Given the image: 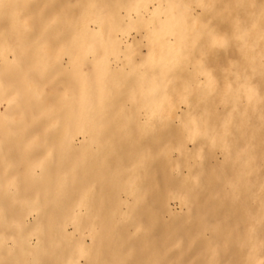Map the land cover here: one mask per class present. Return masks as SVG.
<instances>
[{
  "label": "bare ground",
  "instance_id": "obj_1",
  "mask_svg": "<svg viewBox=\"0 0 264 264\" xmlns=\"http://www.w3.org/2000/svg\"><path fill=\"white\" fill-rule=\"evenodd\" d=\"M163 1L144 0L142 11L138 10L141 7L136 6L135 8L140 12L138 18L145 19L149 15V18L152 17V20H156L159 13L158 7L162 5ZM194 1L205 13H208L206 17H193L189 12L190 6L186 0H179V10L176 13L180 18H185L188 21L198 20L202 23H210L207 32L212 35L209 40V50L206 48L207 45H203L201 42L198 47L196 44H190L189 47L180 42H163V57L179 60V56L187 54L194 46L192 49L194 57L198 53H210L216 58L225 55L227 60L237 59L240 61L237 62L238 64L236 63L241 66L238 69L228 61L230 74L225 82L229 85L222 86L216 76L211 77L214 79L215 84L213 83L212 86L215 91L223 93L211 100L209 109L212 108L213 111L211 110L210 119L218 120L217 117L220 116L221 121L228 122V132L232 133L230 137H225L229 140L225 139L224 142L229 152L224 159L218 158L213 165V169L224 170H214L216 176L212 178L214 183L211 192L221 202H238L239 200L241 208L247 211V215L228 217L225 225L214 224L210 236H205V238L202 234L192 237L181 233L179 225L175 223V215L171 220L173 223H169L164 217H160L161 211L156 204L149 201V198L147 201L139 202L137 208L140 211L134 212V206L129 202V196H132L133 187L137 184L135 178L141 175L132 173L134 171L132 168L141 165L142 169H147V171L160 169L163 161L155 162L153 160L154 154L162 156V153L149 152L151 143L146 140L144 142L134 140L136 135L134 127L128 126V123L145 129L149 115L153 117V120L159 118L162 120L163 116L160 112L165 107L168 111L166 118H179L184 123L194 120L202 121L206 118L207 112L186 113V109L180 104L171 100L165 103L166 87L160 78H157L155 83L148 84L147 82L150 81L145 78H149L150 74L146 69L142 73L138 72L139 74L127 75L125 73L118 79L119 73L123 71V65H118L119 63L116 65L115 61L118 59L109 58L108 52L101 50L100 44L92 45L93 41H105L110 36L104 16L99 14L91 18L94 26L87 27L85 31L84 53L86 56L82 51L79 53L73 50L74 43H66L68 53H72L73 57L65 59V62L61 64L63 71L68 74L73 69L70 67L72 59L81 66L84 65L80 74L84 81L83 87H81L82 91L76 88L74 82L76 78L73 76H69L73 81L68 79L61 85L76 98L78 96L77 99L81 102V105H78L82 106V114L78 118L77 115L74 116L77 121L73 122L74 124L71 122L72 115L67 118L66 113L64 115L57 113L60 120L61 117H64V122H57L53 127H43V129L40 126L42 131L38 127L40 123L44 126L45 121L50 119L49 112L53 109V106L35 105L39 98L38 94L47 86L58 85L56 83L58 73L55 71L59 69V65L57 62H53L46 66L44 58L27 60L28 64L23 57L38 55L43 49L42 43L35 44V48L24 47L14 52L13 55L4 53L0 59V85L5 82L7 84L0 89V115L4 117L2 119L4 126L16 124V117L7 111L12 109L13 98L15 99L18 94L23 95L21 100L13 103V108L20 110L23 117L22 127L11 129L12 137H0V169H27L29 174L38 178L32 181L33 186H30V190L11 196L7 203L0 205V264H264V66H262L264 64V0ZM81 2L83 0H73L72 4H74L73 6L77 3L82 5ZM102 6L103 11L109 7L106 3ZM132 8L127 7L126 13L122 15V19L129 21L130 24L137 20L136 15L131 11ZM92 12L95 13L97 10L92 9ZM43 20L44 18L34 15L33 29L40 32L43 28ZM54 20L50 19L48 26L50 31L56 28ZM75 21L76 18L71 17V22ZM191 21L186 23L189 24ZM167 22L166 29L170 33L175 30L174 25L177 26L178 23H181L174 20ZM6 35L9 39V34L6 33ZM33 36L35 33L31 35V37ZM138 39V34L127 31L122 37H118V51L133 52L141 45ZM8 43L10 42L2 44L8 45ZM22 45L24 46L26 43H22ZM145 45L148 48L147 51L136 52L140 56L139 59H136L137 64L143 61L146 64L149 60H154L156 47L150 42ZM17 63H22L21 72H23L26 84V89L23 90H20L21 84L18 82V75L7 77L2 73L5 67ZM97 63L101 64L95 68L94 65ZM41 65L43 67H40ZM244 71L248 72V75ZM128 76L129 78L133 77L136 82L131 79L122 81ZM138 77L147 80L146 84H142L146 85L142 89V93L146 95L143 99L145 102L143 107H147L150 113L144 117L136 112H133L134 115L122 116L119 118L117 127L111 133H105L98 127L97 130H93L95 125L101 123L97 117L103 99L107 97L111 99L108 103L111 109L122 107L125 105V101L129 100L127 98L130 91L122 90V87L113 89L115 91H110V94L103 90L112 84L126 88L134 87L138 82ZM8 78L13 80L7 82ZM15 78H17V82ZM222 79L224 80L223 76ZM59 93L57 92L56 95ZM25 95L28 96L25 97ZM244 98L247 99L250 106L251 119L249 123H245L244 112L236 115L230 113L232 104L243 102ZM193 103L188 101V107L190 108ZM219 103L222 104L224 114L220 113L221 108L218 109ZM2 105L5 106V109ZM5 117L9 120L6 121ZM254 120L258 132L252 135L250 140H247L241 129L244 124V129L252 127ZM64 126L73 128L65 131ZM122 128L126 129L125 137L118 136ZM208 129L214 142L225 133L228 136L225 128L218 131L216 126L211 125ZM149 130L154 131V128ZM7 133L6 130L4 134ZM41 133H44L45 136L40 137ZM80 133H82L83 139L78 142L77 135ZM111 137L113 139H110ZM124 139L127 143L126 148L117 147L115 149L113 147L115 146L114 142ZM245 140L250 143H246ZM202 143L201 139H197V145L193 149L187 147V142H182L175 148L163 151V157H166L168 161L175 162L170 167V163L165 161L169 168L165 165L166 163L163 164V169H166L163 177V189L160 188L161 183L156 181V187L158 186L159 190L157 203L162 204L163 211L171 212L170 199L181 195L177 192L179 188L173 184L182 180L184 175L179 172L173 174L172 169H181L182 165L179 159L184 154L186 156L193 155L195 149L203 146ZM176 148L180 152L178 158H175ZM111 154L114 158L119 157V161L107 162L105 157ZM253 168L256 170L254 176H251V187L245 188L243 184L245 177L247 178L252 173L251 169ZM38 169L43 170L39 172ZM45 169H57V174H50L48 178H45ZM69 169H73V175L80 177H82V169H107L108 172H113L116 179H125V185L114 187L110 195L109 193L106 196L98 193V204L96 199L91 198L90 193L84 190L85 197L89 198L84 201L74 200L75 198L69 195L57 199V201L69 202L65 206V210L63 208L60 211L52 210L53 213L47 214L40 205L34 206L35 202L30 198V195H34L41 186L50 184L48 190L53 192H56L55 189L58 187L74 186L67 181L70 177L67 174ZM125 170L130 173L126 177L123 176ZM5 172H1L0 176ZM15 173H20V171ZM40 178L42 180H39ZM86 180L85 186L89 190L91 179L87 177ZM195 180L199 181L202 187L206 184L201 174L195 176ZM55 181L57 183L61 181V183H58V186L51 185ZM92 182H96V180ZM228 183L231 185L232 192H225V186ZM146 187L148 190L151 188ZM252 188L254 191L251 190ZM39 192L36 193L37 199L41 200L42 196ZM7 194V190L2 192L0 190V195ZM189 198L186 197L187 210L194 213L197 210L196 200L193 201ZM104 200H106L105 205H103ZM253 200L258 201L257 208L253 206L256 204ZM124 204L127 208L123 207ZM109 208L115 213L116 219L113 225L106 223L105 221L108 220L101 218L100 215L104 209ZM22 210L24 212L21 213ZM134 224L136 234L130 231ZM154 227H159V229L153 230ZM141 229L144 232L142 236H139L137 231ZM90 233L94 236L92 242H88L86 239ZM241 249L244 251L243 253H241ZM191 253L194 254L193 257L190 256L189 260H185L184 257ZM83 258L85 262L82 261Z\"/></svg>",
  "mask_w": 264,
  "mask_h": 264
},
{
  "label": "rangeland",
  "instance_id": "obj_2",
  "mask_svg": "<svg viewBox=\"0 0 264 264\" xmlns=\"http://www.w3.org/2000/svg\"><path fill=\"white\" fill-rule=\"evenodd\" d=\"M72 1L73 0H1L0 3V59L2 58V54L4 53L13 55L14 52L24 47L35 48V44L42 43L43 49L38 55L35 54L33 57L25 55L23 58H25L26 61H32L35 58H44L46 60V66H48L49 63L53 62H57V65H59V69L55 71L56 73H58L56 75V83L58 85L55 87L47 86L38 94L39 98H37L38 101L36 100L35 105L40 107L53 106V109H51V111L49 112V114H51L49 115L50 119L45 121L44 126L40 123L38 127L40 128L41 126V128L43 129V127H53L57 122H64V117H61L60 120V116H57L58 114L64 115V113H66L67 118L69 115H72V123L77 122L75 121V115H77L78 118V116L82 114V106H80L81 102H79V100L77 99L78 96L76 98L71 92L63 89L61 85L63 82H66L68 79H70L69 76H73L76 78V80L74 81L76 88L82 91L81 87H83L84 81L80 77V74L84 65L81 66V64L76 63L75 60L72 59L70 67L73 69L68 74L67 72L63 71L61 64L65 62V59H70L73 57L72 53H68L69 51L68 47H66V43H74L75 45L73 46V50L79 53H81L82 51L83 55L86 56V53H84V47L86 45L85 31L87 27L92 25L94 26V22L91 20V18L101 14L102 16H104V20L106 21L107 26V32L108 34H110V36H108L105 41L95 40L92 42V45L100 44L101 50L106 53L108 52L109 58H112L113 60L115 58L118 59L115 61L116 65L118 63V65H123V71L119 73L120 76L117 77L118 79L123 77L125 73H127V75L138 72L142 73L143 70L146 69V71L148 70V74H150L149 78H145L149 79L150 82H147L148 84L155 83L156 79L160 78V81L163 83L164 87H166L167 90L165 91V103L171 100L177 104H180L183 108L186 109V113H201L204 111L207 112L206 118H204L202 121L194 120L184 123L182 119L179 118H166L165 116L168 111L166 110L167 107H165L160 112V114L163 116L162 120L161 118H159L158 120H153V117L149 115L147 128L145 127V129L128 123V126L134 127V131L136 133L134 140H141L142 142L146 140L148 141V143H151L149 145V152L154 153L156 151L158 153H162V156H160L159 154H154L153 160L155 162L163 161V164H165V161H167L168 163H170V167L175 162L173 160L168 161L166 157H163V151L172 147L175 148L182 142H187V147L194 149L197 145V139H201L203 141V146L195 149L193 155L186 156L184 154L185 156L183 155L179 159V162L182 165L181 169H172L173 174L179 172L184 175V177L179 182L173 184L175 187L179 188V191L177 192L181 195L170 199L171 212L163 211L162 204L157 203L159 190L158 186L156 187V181H159L161 183L160 188L162 187L163 189V177L166 171L165 168L163 169V164L160 169H149L148 171L147 169H142L141 165H136L135 168H132V170H134L132 171V173H138L141 175L140 177L135 178L137 184L133 187L132 196H129V202H131L132 206H134V212L140 211L137 208L139 202L147 201L149 198V201L156 204L158 209L161 211L159 213L160 217H164V219L170 223L173 219V215H175V223L179 225L181 233H186L187 235H190L192 237L199 234H202L204 237H208L210 236L211 228L214 224L218 223L220 225H225L224 223L225 221H228V217L230 218L247 215V211L241 208L239 200L238 202H221L217 200V198L213 196V192H211L213 188L212 184L214 183L212 178L216 176V171L214 170H224L213 169V165L218 158L224 159L226 154L229 152L228 148L224 145V142L225 139H227L225 137H230L232 135V133L228 132L229 126L227 121H221L220 116L217 117L218 120H216V118L210 119L212 110V108L209 109L210 102L213 98H217L220 94L223 93L219 92L218 90L215 91L214 87L212 86L214 83V79H212L211 77L216 76L222 86L229 85L227 82H225V79L229 78L228 74H230L228 67L230 63H233L232 66L238 69L241 66L236 65V63L240 61L237 59H231V61L227 60L225 59V55L216 58L210 55V53H198L197 56L194 57V55H192V49L194 46L192 47V49H190L189 52H187V54L179 56V60H170L165 56L163 57V42H180L183 43V45H188L189 47L190 44H196L198 47L200 46L201 42L203 45H207L206 48L209 50L208 45L209 40H211L210 37L212 35L207 32L209 30L208 25L210 23H202L198 20H189L191 21V23L187 24L186 22L189 21L185 18H180L179 14L176 13L179 10V0H164L162 5L158 7L159 13L156 20H152V17L149 18V15L146 16L145 19L138 18L140 12L135 10V8L136 6H138L139 8L141 7V9L138 10L142 11L144 0H83V2H81L82 5L77 3L75 6H73L74 4H72ZM186 1H188L189 3V12L193 17H206V14L208 13H205L194 0ZM105 3L108 4L109 7L108 9H105V11H103L102 5H104ZM127 7H133L131 11L136 15L137 19L131 24L129 23V21L122 19V15L126 13ZM92 9H96L97 12L93 13ZM34 15L38 18H44V20L42 21L44 22L42 24L43 28L40 30V32L33 29L32 20ZM71 17L76 18V21L74 23L71 22ZM51 18L55 19L54 25H56V28L53 31H50L48 28ZM170 20L181 22L180 24L178 23L177 26H173L175 30L171 33L168 29H166L168 26L166 23H168L167 21ZM127 31L138 34V41L141 44L138 49L134 50L131 53L120 52L117 49L119 46L118 37H122L124 34H126ZM6 33L9 34V39H7ZM34 33L35 36L31 37V35ZM199 33H202L203 35H200ZM8 41L10 42L8 43V45L2 44ZM148 42H150V44L152 43V45L156 47L154 60H149V62H147L146 64L145 61L137 64L136 59L140 58L137 53L140 50L147 51L148 48L145 44ZM22 43H26V45L23 46ZM52 43H54V45H51ZM228 61H230V63H228ZM22 63L7 66L2 71V73L7 77L14 74L18 75V82L21 84L20 90L26 89V84L24 83L25 81L22 75L23 72H21ZM100 64L101 63L95 64V68L99 67ZM262 66H264V64ZM40 67L43 66L41 65ZM244 73H247L248 75V72L244 71ZM222 76L224 77V80L222 79ZM12 78H8L7 82H10ZM15 79L17 82V78ZM129 79H131L133 82H136L133 77L129 78V76L128 78L125 77L122 81H129ZM145 79L138 77L137 84L131 88L114 86L112 84L111 86L103 90L105 93L106 91H108V93L110 94V91H115L113 89L122 87V90L130 91L129 97L127 98L129 100L125 101L124 106L117 109H111L108 105L111 99L108 97L103 99L100 105L101 110L99 111L97 117L101 121V123L97 126L95 125L96 127L94 126V128L92 129L97 130L98 127L105 133H111L117 127V124L120 121L119 118H121L122 116L127 117L133 114V112H136V114L140 113L143 117L147 116V114H149L150 112L147 107H143V105H145L143 99L146 95L142 93V89L146 87V85H142L143 83L146 84L147 80ZM6 85V82L0 85V89L4 88ZM57 92H60L59 95H56ZM22 96L23 95L18 94L15 99L13 98V101H11L12 109L9 110V112L7 111V113H10L12 116L16 117L15 125L8 123L9 125L6 124V126H4V122L2 120L4 117H1L0 115V137H12L13 135L10 133L11 129H13L14 127H22L23 117L21 115V112L20 110L13 108V103H17V101L21 100ZM27 96L25 95V97ZM188 101L194 102L192 105H190V108L187 105ZM4 105L2 106L5 109ZM221 106L222 104L219 103L218 109L221 108L220 113L224 114L222 112L223 107ZM230 111L232 115L244 112L245 123H249L251 119L250 106L247 103L246 98L243 99V102L232 104V106L230 107ZM5 119L6 121L9 120V118L7 117H5ZM255 122L256 121L254 120L252 127H246V129H244V124L243 129L240 128L241 130H243L242 134L247 140H250L252 135L258 132V128L255 127L254 124ZM211 125L213 127L216 126V129H218V131L225 128L228 132V136H226L227 134L225 133L222 137L214 142L213 139H211V134L209 133L208 129L209 127H211ZM72 128V126H64V129H66L65 131H69ZM151 128H154V131H150L149 129ZM6 130L8 131V133L4 134ZM124 131L126 132V129L122 128L118 136L125 137ZM39 136L42 137L45 136V134L41 133ZM82 139V133L78 134L77 141L79 142ZM110 139H113V137H111ZM247 140H245L246 143H250ZM125 141V139L119 142L113 141L115 143V146L113 147L115 149H117V147L126 148L127 143ZM174 153L176 155L175 158H178L180 152L177 148L175 149ZM215 155L217 156V158ZM105 159H107V162L111 161L112 163L119 161V157L114 158L113 154H111L110 156H106ZM168 163H166L165 165H167ZM42 170L43 169H38L39 172H41ZM56 170L57 169H45L44 177L48 178L50 174L56 175ZM255 170V168L251 169L252 173H250L247 178L245 177V181L243 183L245 185V188L251 185V176H254ZM4 171H6V174L4 173L2 176H0V190L1 192L7 190L8 194L3 196L0 195V205L2 203H7L9 197L16 196L18 193L30 190V186H33L32 181L38 179L37 176H32L31 174H29L27 169H0V173ZM17 171H20V173H15ZM72 172L73 169L68 170L67 174L70 175V177H68L67 181H69L71 184H74L73 187H58L55 189L56 192H53L48 190L50 184H45L46 186L43 185L36 190L37 192L40 191L39 193H41L40 195L42 196V198L40 197L41 200L37 199V192H35L34 195H30V198L33 200V202H35L33 203V205H40L47 214L53 213L52 210L60 211L62 208L63 210H65V206L68 205L69 202L59 200L57 201V199L65 195H69L74 197V200L81 199L84 201L86 199H89L85 197L84 190L90 193L91 198L96 199L98 204L99 195L105 194L106 196L107 193H109L110 195L114 187L118 185H125V179H116L113 175V172H108L107 169H82V177H80L79 175H73ZM124 172L125 174H123V176L125 177L130 174L127 170H125ZM200 174L203 176V181L206 182L203 187L202 185H200L199 181L195 180V176ZM87 177L91 179V187L89 188V190H87L85 186ZM42 178H40L39 180H42ZM98 179L101 180L99 181ZM93 180H96V182H92ZM58 183H61V181H59ZM58 183L57 181H55L52 182L51 185L58 186ZM146 186H149L151 188L148 190ZM251 190L254 191L253 188ZM226 191L232 192V188L229 183L225 186V192ZM188 196L191 198H189ZM186 197L193 201L196 200L197 210L194 213H192L191 210H187L188 204L186 203L188 202ZM253 202L256 203L253 206L257 208L258 201L253 200ZM105 204L106 200H104L103 202V205ZM123 207L127 208L126 204H124ZM83 209L86 208L83 207ZM22 212H24V210H22L21 213ZM100 215L101 218L103 217L108 220L105 221L106 223H112L113 225V222H115V213L111 208L104 209L103 213ZM171 223H173V221ZM157 229H159V227H154L153 230ZM130 231L136 234L135 224L131 227ZM143 232L144 230L141 229L137 231V235L142 236ZM93 237V234L90 233L87 235L86 239L88 242H92ZM243 252L244 251L241 249V253ZM191 254H187L184 257L185 260H189L190 256L193 257L194 254ZM82 261L85 262V259L83 258Z\"/></svg>",
  "mask_w": 264,
  "mask_h": 264
}]
</instances>
